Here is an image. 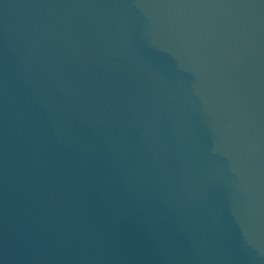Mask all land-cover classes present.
I'll list each match as a JSON object with an SVG mask.
<instances>
[{
    "label": "water",
    "instance_id": "95a60500",
    "mask_svg": "<svg viewBox=\"0 0 264 264\" xmlns=\"http://www.w3.org/2000/svg\"><path fill=\"white\" fill-rule=\"evenodd\" d=\"M0 264H264V0H0Z\"/></svg>",
    "mask_w": 264,
    "mask_h": 264
}]
</instances>
